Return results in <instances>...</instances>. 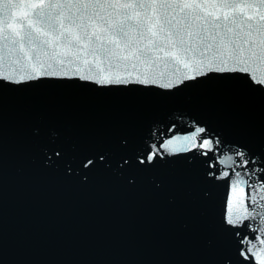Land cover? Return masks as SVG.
Listing matches in <instances>:
<instances>
[{"label": "water", "instance_id": "1", "mask_svg": "<svg viewBox=\"0 0 264 264\" xmlns=\"http://www.w3.org/2000/svg\"><path fill=\"white\" fill-rule=\"evenodd\" d=\"M80 67L0 80V264H258L242 250L264 238V84ZM237 172L259 206L234 226Z\"/></svg>", "mask_w": 264, "mask_h": 264}, {"label": "snow or ice", "instance_id": "2", "mask_svg": "<svg viewBox=\"0 0 264 264\" xmlns=\"http://www.w3.org/2000/svg\"><path fill=\"white\" fill-rule=\"evenodd\" d=\"M0 43V80L14 83L67 75L66 65L79 73L86 65L90 74L81 78L101 84L121 83V73L132 72L141 83H160L165 71L157 69L176 78L165 88L211 71L264 84V0H0ZM235 175L232 192L241 196L235 212L228 202L226 219L234 226L254 218L249 202L259 206ZM253 193L264 201V185ZM259 245L242 253L264 264V238Z\"/></svg>", "mask_w": 264, "mask_h": 264}]
</instances>
